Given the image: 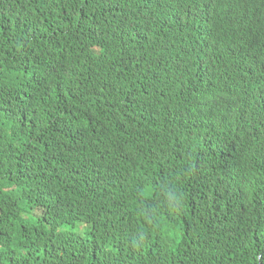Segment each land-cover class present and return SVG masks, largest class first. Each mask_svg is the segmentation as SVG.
I'll use <instances>...</instances> for the list:
<instances>
[{
    "label": "trees",
    "instance_id": "trees-1",
    "mask_svg": "<svg viewBox=\"0 0 264 264\" xmlns=\"http://www.w3.org/2000/svg\"><path fill=\"white\" fill-rule=\"evenodd\" d=\"M248 1L0 0V264H264Z\"/></svg>",
    "mask_w": 264,
    "mask_h": 264
},
{
    "label": "clouds",
    "instance_id": "clouds-1",
    "mask_svg": "<svg viewBox=\"0 0 264 264\" xmlns=\"http://www.w3.org/2000/svg\"><path fill=\"white\" fill-rule=\"evenodd\" d=\"M248 6L250 7V27L252 28L254 22L259 23L261 30L258 32V34L264 40V0H249ZM254 52L255 51L253 48H250L248 56L253 57L251 54ZM259 63L254 66L246 67L243 65V62H241L235 67L220 72L218 75L217 86L219 90L226 87V82L231 85V88H234L229 102L233 103L235 106L238 105V116L249 117V115L245 114V112L242 110V107H250L248 106L250 102L249 91L259 88H257V76L255 74H259L264 70L259 68ZM224 79L226 82L223 81ZM236 96L237 100H235ZM239 97H241L240 103L242 105L239 104ZM138 197L140 198V193L138 194Z\"/></svg>",
    "mask_w": 264,
    "mask_h": 264
},
{
    "label": "bare ground",
    "instance_id": "bare-ground-1",
    "mask_svg": "<svg viewBox=\"0 0 264 264\" xmlns=\"http://www.w3.org/2000/svg\"><path fill=\"white\" fill-rule=\"evenodd\" d=\"M237 33H239L240 35H246L247 36V39H248V42H251V40H250V38L248 37V34H249V32L248 31H246V33H244L243 31H241V30H238V32ZM247 125H248V123H246ZM75 149V148H74ZM93 149V148H92ZM99 159V158H98ZM62 184V183H61ZM60 184V185H61ZM64 185V184H63ZM55 188H56V185H55ZM64 188V187H63ZM175 230V229H174Z\"/></svg>",
    "mask_w": 264,
    "mask_h": 264
}]
</instances>
